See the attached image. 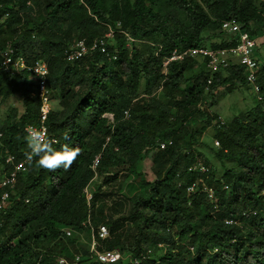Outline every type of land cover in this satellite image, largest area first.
Returning <instances> with one entry per match:
<instances>
[{
  "label": "trees",
  "instance_id": "obj_1",
  "mask_svg": "<svg viewBox=\"0 0 264 264\" xmlns=\"http://www.w3.org/2000/svg\"><path fill=\"white\" fill-rule=\"evenodd\" d=\"M232 18L256 38L264 0H0V59L11 46L28 61H48V88L60 107L49 114L46 142L79 149L68 169H44L38 157L29 159L26 127L39 122L38 86L27 74L0 71V102L22 99V111L10 110L0 126V169L13 167H6L9 154L29 159L0 212V264H59L58 257L76 255L77 264H102L90 253L89 217L95 227L108 226L104 247L126 257L114 264H264L263 104L226 126L213 125L216 117L199 123L205 115L197 104L215 86L245 84L243 66L212 74L201 58L187 57L163 68L176 48L228 46L222 25ZM117 23L109 55L96 51L74 64L66 59L68 45L90 42ZM212 126L221 146L211 147L209 157L197 147ZM167 139L174 144L158 151L157 168L144 171L145 155ZM99 153L103 180L88 205L84 190L97 179L92 162ZM196 155L204 157L206 172L189 171ZM120 175L125 183L115 187ZM192 183L214 188L217 208L200 188L189 194ZM233 218L237 223L226 222Z\"/></svg>",
  "mask_w": 264,
  "mask_h": 264
},
{
  "label": "built area",
  "instance_id": "obj_2",
  "mask_svg": "<svg viewBox=\"0 0 264 264\" xmlns=\"http://www.w3.org/2000/svg\"><path fill=\"white\" fill-rule=\"evenodd\" d=\"M28 6H32V1H28ZM9 14H6V17ZM226 35V43L228 46L211 48V47H190L184 50L178 48L174 49L168 57L163 58V68L166 71L168 66L175 61H183L187 57L201 58L208 71L212 74L220 72L232 65L239 64L243 66V76L246 84L252 86L258 103L263 104L264 111V88L259 82V73L261 69V63L255 56V50L257 49L258 43L257 38L251 36V34L241 28V23L236 19L232 18L227 20L222 25ZM121 24L117 23L116 27L108 26L105 33L101 37H96L92 41L88 42L86 39H81L75 43L68 45L64 51L66 59L74 64L76 61L81 60L84 57L92 55L96 51L106 53L109 55L108 47L112 44L116 34L120 31ZM264 32V31H263ZM130 45V43H129ZM162 46L159 47L157 53ZM116 59V56L113 57ZM0 71L5 72L10 76H16L18 74H27L28 79L38 86V93L41 99L40 110H39V122L36 124H28L26 129H32L34 132L41 135L44 141L50 139L49 127L47 121L49 114L53 110L51 106V92L48 88V78L50 76V67L48 61L44 59H36L34 61H28L22 54L17 55L15 49L11 46L6 47L1 53L0 59ZM209 85L213 83L212 77L208 80ZM222 86H215L207 92V96L203 98L198 104V109L204 113L205 117L198 119L197 122L203 123L207 121L209 117H216L212 120L213 125L218 127L226 126L228 123L224 117L215 111V100L217 98L218 90ZM111 123H114V115L106 114ZM129 112H126V117H129ZM190 127L195 126V120H189ZM213 127V126H212ZM27 132V131H26ZM28 134V133H27ZM2 134H0L1 136ZM104 144V147L108 144ZM174 144L173 139H167L160 141L158 146L155 148L157 151L164 150L168 146ZM215 145L220 147V141L215 140ZM102 154L99 153L95 156L92 162V169L98 176V170ZM28 158L23 160H17L16 155L9 154L6 158V167L12 165L13 167L8 172L0 169V212L6 208L12 195L15 194V188L18 181V177L21 173L28 168ZM189 171L204 173L207 171V167L201 156L196 155L195 161L189 166ZM85 188V195L87 198L88 205L91 204L94 197V186ZM198 183H192L188 186V193L193 194L199 190ZM229 189V186H225ZM200 191L206 194L208 201L215 204L216 192L215 189L204 185L200 188ZM217 208V205L215 204ZM254 214L257 212L253 211ZM247 214L246 211L243 212ZM227 223H237L236 220L228 219ZM85 226L91 228V242H90V253L92 257L96 258L102 264H114L119 262L123 257V253L118 249H106L103 242L111 237L110 230L106 224H101L99 227H95L90 217L84 222ZM67 235L71 236L73 233L72 229L66 230ZM163 244H160L162 247ZM80 255H76L74 258L69 259L64 256L58 257L59 264H77L80 260ZM137 262V261H136Z\"/></svg>",
  "mask_w": 264,
  "mask_h": 264
},
{
  "label": "rangeland",
  "instance_id": "obj_3",
  "mask_svg": "<svg viewBox=\"0 0 264 264\" xmlns=\"http://www.w3.org/2000/svg\"><path fill=\"white\" fill-rule=\"evenodd\" d=\"M253 27H255L253 25ZM257 28L262 29V34L258 35L257 38V49L255 50V56L257 59L260 60V62H264V27L261 28V25L259 26L256 24ZM199 62H203L202 59L199 60ZM198 68L188 70L189 76H191L193 73L197 72ZM257 105V99L256 94L254 93V90L251 85L249 84H242L238 87H221V89L218 90L217 94V101L215 104V111H217L219 114H221L224 119L227 121V123L231 122L236 116L238 117L243 112L248 111V109H251ZM51 106L53 109H58L59 101L53 100L51 102ZM17 110L22 111V99L19 96H13L9 99L0 102V126L4 123V120L10 110ZM215 131L214 127H210L206 133L204 134L202 138V142L197 147V150L206 156L212 157V150L211 147H214L215 149L217 146L215 145ZM158 151L156 149L149 152L147 155H145V159L142 162L144 171H149L152 169V167L157 168V156ZM202 159L204 158L201 155ZM219 176L222 175V169L219 167ZM103 179H99V177L93 182L91 186H94V189L96 188V184L101 183L102 184ZM125 183V175H120V177L114 182V186L117 187L119 184ZM123 193H128V187L124 188ZM119 197H121V194L114 196L113 199H110L109 203H113L114 201L118 200ZM81 240L84 244H87V238L85 237V234H81ZM164 244L162 245V247ZM166 251V249H163V251H159L157 254H162ZM125 257V256H124ZM126 258V257H125ZM30 259V258H29ZM30 262V261H28ZM28 264V263H27Z\"/></svg>",
  "mask_w": 264,
  "mask_h": 264
},
{
  "label": "clouds",
  "instance_id": "obj_4",
  "mask_svg": "<svg viewBox=\"0 0 264 264\" xmlns=\"http://www.w3.org/2000/svg\"><path fill=\"white\" fill-rule=\"evenodd\" d=\"M28 135L26 141L30 149L29 159L33 156L38 157L37 163L41 168L55 170L60 167L68 169L79 155V149L68 144L60 145L59 148H53L43 140L40 134L32 129H26Z\"/></svg>",
  "mask_w": 264,
  "mask_h": 264
},
{
  "label": "water",
  "instance_id": "obj_5",
  "mask_svg": "<svg viewBox=\"0 0 264 264\" xmlns=\"http://www.w3.org/2000/svg\"><path fill=\"white\" fill-rule=\"evenodd\" d=\"M245 27V24L241 23V28H244Z\"/></svg>",
  "mask_w": 264,
  "mask_h": 264
}]
</instances>
